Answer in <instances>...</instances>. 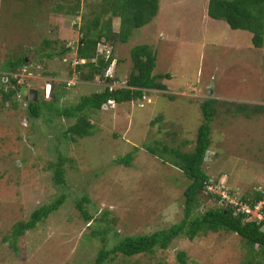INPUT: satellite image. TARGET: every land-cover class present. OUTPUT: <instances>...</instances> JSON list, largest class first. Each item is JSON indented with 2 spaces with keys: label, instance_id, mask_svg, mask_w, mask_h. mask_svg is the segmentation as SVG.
Masks as SVG:
<instances>
[{
  "label": "rangeland",
  "instance_id": "374dc122",
  "mask_svg": "<svg viewBox=\"0 0 264 264\" xmlns=\"http://www.w3.org/2000/svg\"><path fill=\"white\" fill-rule=\"evenodd\" d=\"M80 1L75 14L65 15L74 0H0V81L6 82L8 62L20 55L27 62L15 76L19 92L8 103L0 97V264H93L100 249L112 248L121 237L146 236L177 224L188 182L169 162L171 155L163 161L145 147L193 151L205 100L264 107V36L262 46L255 48L251 33L210 19L209 0H159L156 17L132 31L125 43L118 42L119 20L112 19L114 35L96 47L104 59L109 52L110 67L90 82L80 81L77 73L86 77L89 69H76L81 64L75 55L79 28L94 19L102 3ZM137 46L156 54L154 74L170 76L162 81L166 92L104 106L89 115L93 135L74 141L66 134L74 120L46 112L39 119L28 117L31 89L38 91L39 101L41 89L46 93L50 85L54 89L68 82L70 91L58 103L68 107L103 90L105 75L126 81ZM67 47L73 52L44 58ZM210 127L203 167L210 182L207 192L234 202L251 199L264 189V114L244 118L219 112ZM135 148L131 167L116 163ZM58 156L64 160L65 186L55 185L50 169ZM208 193L200 196L201 211L218 207ZM61 195L66 197L61 208L19 238L17 251L3 241L15 224L27 222L34 210ZM83 198L89 200L84 207L95 221L87 223L80 215L77 204ZM102 216L108 224L100 222ZM105 227L110 230L103 240L92 237ZM245 244L232 233H206L192 241L179 237L152 254L130 259L117 255L107 264H179L180 252L187 264H247L256 248Z\"/></svg>",
  "mask_w": 264,
  "mask_h": 264
},
{
  "label": "trees",
  "instance_id": "16d2710c",
  "mask_svg": "<svg viewBox=\"0 0 264 264\" xmlns=\"http://www.w3.org/2000/svg\"><path fill=\"white\" fill-rule=\"evenodd\" d=\"M102 3L97 8L99 12L94 19L79 28L81 38L79 45L75 50L78 60L76 69L80 72L84 66L88 67L89 73L86 77L78 74L80 81L90 82L95 75H103L110 67L112 60H105L98 56L96 47L104 40L109 42L112 33V19L119 20V31L116 34L120 43H125L130 37L132 31L140 29L149 24L156 17L159 11V0H101ZM69 10L65 15H73L81 8V1L74 0L73 5L68 6ZM96 8V7H95ZM100 8V9H99ZM62 9V6H60ZM207 15L210 19L223 21L229 29L236 31L242 30L251 33V41L255 48H260L263 44L264 36V0H209L207 6ZM107 16L104 20L103 17ZM49 46V42H45ZM72 47L64 48L60 53L45 54L44 58L52 59L55 56L62 57L67 53H72ZM156 54L146 46H137L131 51L132 69L126 81H120L117 77L105 75L107 84L103 90L94 92L91 95L84 96L80 101L72 106L60 107L59 101L68 93V82L60 83L57 87H52L51 100L44 98L37 103L28 101L27 114L31 119H39L43 112L64 120H74V123L66 129V134L70 139H81L93 135L94 125L90 122L89 115L100 111L109 101L121 105L123 103L139 102L145 94L151 91L166 92L167 87L162 83L163 80H170L168 74H154L156 67ZM26 57L20 55L13 61L8 62L4 71L6 73V82L0 81V97L4 103L11 102V99L19 92L20 86L15 78L18 70L26 67ZM76 73V72H75ZM117 84L119 87L110 91L109 86ZM13 107L15 104L12 103ZM202 114V124L198 127L194 142V149L185 153L180 149H168L166 146L162 150L146 146V151L153 155L159 156L162 160L165 155H171L169 162L171 165L182 172L188 184L182 193L183 197V217L177 224L166 230H160L146 236L121 237L116 245L110 249L103 247L99 250L93 264H107L111 257L120 255L125 258H133L140 255L152 254L156 249L166 250L171 243L179 238L184 237L189 241L206 233H232L240 237L249 248L255 247L252 251L247 264H264V221L255 220L247 221L246 216L236 213V207L222 200L220 196L212 195L207 192L209 185V176L204 171V159L210 147L211 123L213 118L219 112L240 115L244 118L264 114V107L252 106L248 104H239L226 101L205 100L200 105ZM218 112V113H217ZM157 118L154 122H157ZM160 121V120H159ZM151 122V125L154 124ZM138 149H134L123 158L116 160L118 165L131 167L134 154ZM164 161V160H163ZM64 160L58 156L56 164L50 166L53 170V181L57 186H65L63 169ZM208 193L212 199H216L218 207L207 210H200L201 195ZM264 189L256 190L253 197L247 199L242 197L240 201L244 204L254 207L262 199ZM231 198V196H229ZM66 197L61 195L48 205H43L34 210L27 222H19L12 228L10 235L3 239L8 243L13 251H17V240L25 235L26 232L35 231L37 226L44 222L51 214L58 211L64 204ZM89 203L87 198H83L77 204V209L83 219L89 223L95 221L84 207ZM200 210V212H199ZM264 212V211H263ZM100 222L109 223L105 220ZM96 223H98L96 221ZM110 230L105 227L97 232H92V237H101L102 240ZM114 235L117 236L116 232ZM245 244V245H246ZM176 259L179 264H187L186 254L180 252Z\"/></svg>",
  "mask_w": 264,
  "mask_h": 264
},
{
  "label": "built area",
  "instance_id": "2783aa9c",
  "mask_svg": "<svg viewBox=\"0 0 264 264\" xmlns=\"http://www.w3.org/2000/svg\"><path fill=\"white\" fill-rule=\"evenodd\" d=\"M108 55H109V52H106V57L104 56L106 60L109 58ZM107 76L111 77V75H107ZM68 86H70V85L68 84ZM48 87L49 86L46 87V90ZM118 87L119 86L114 83V84L109 86V90L112 91ZM49 96H50V88H48L47 92L44 94V97L46 100L49 99ZM143 100H145L144 97H143ZM106 106L113 107L114 102L109 101ZM207 189H209V191H211L209 187ZM228 198H230V197L228 196ZM221 199L227 201L229 204L234 205L236 207L235 212L238 214L239 213L244 214L246 216L247 221H251V220H255L257 222L264 221V212H263L264 211V193L262 195V199L259 200L258 203H256L253 208L247 204L242 203L241 201L234 202L231 200H226V198H223V197ZM263 229H264V225H263Z\"/></svg>",
  "mask_w": 264,
  "mask_h": 264
},
{
  "label": "water",
  "instance_id": "95a60500",
  "mask_svg": "<svg viewBox=\"0 0 264 264\" xmlns=\"http://www.w3.org/2000/svg\"><path fill=\"white\" fill-rule=\"evenodd\" d=\"M28 100L32 103H37L38 102V92L36 90H30L28 93Z\"/></svg>",
  "mask_w": 264,
  "mask_h": 264
},
{
  "label": "crops",
  "instance_id": "0c3cea01",
  "mask_svg": "<svg viewBox=\"0 0 264 264\" xmlns=\"http://www.w3.org/2000/svg\"><path fill=\"white\" fill-rule=\"evenodd\" d=\"M207 6H208V3H207ZM206 14H207V10H206ZM50 85V84H49ZM47 86V85H46ZM52 87V86H51ZM44 89V88H43ZM43 89H41V91H43ZM32 90V89H31ZM30 91V90H29ZM29 91H28V93H29ZM37 91V90H36ZM38 92V91H37ZM151 92H154V91H151ZM155 92H159V91H155ZM28 96V95H27ZM114 105H116V104H114ZM115 107V106H114ZM110 109H112V108H110Z\"/></svg>",
  "mask_w": 264,
  "mask_h": 264
},
{
  "label": "clouds",
  "instance_id": "9594fccd",
  "mask_svg": "<svg viewBox=\"0 0 264 264\" xmlns=\"http://www.w3.org/2000/svg\"><path fill=\"white\" fill-rule=\"evenodd\" d=\"M80 63H83V61L82 62H80ZM48 86V85H47ZM46 86V87H47ZM50 91H51V85H50ZM45 93H44V90H43V95H44ZM45 98V97H44ZM46 100V99H45ZM48 100V99H47Z\"/></svg>",
  "mask_w": 264,
  "mask_h": 264
}]
</instances>
